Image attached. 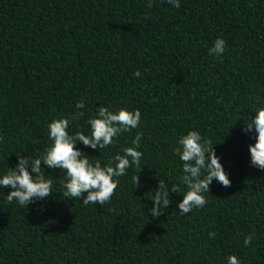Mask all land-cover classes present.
<instances>
[{"label":"trees","instance_id":"trees-1","mask_svg":"<svg viewBox=\"0 0 264 264\" xmlns=\"http://www.w3.org/2000/svg\"><path fill=\"white\" fill-rule=\"evenodd\" d=\"M147 3L0 0V169L20 152H43L47 122L81 99L84 116L71 131L86 130L99 104L140 110L145 166L143 188L135 191L131 174L121 178L103 206L65 200L59 170L44 173L53 179L44 211L9 204L10 189H0V264H225L229 255L264 264V171L250 167L252 141L240 131L241 118L264 106V0ZM218 37L226 41L219 58L209 55ZM192 129L218 143L230 186L214 180L208 204L185 216L170 193L173 203L153 218L148 191L178 183L172 149ZM135 134L101 154L78 147L106 162Z\"/></svg>","mask_w":264,"mask_h":264},{"label":"clouds","instance_id":"clouds-1","mask_svg":"<svg viewBox=\"0 0 264 264\" xmlns=\"http://www.w3.org/2000/svg\"><path fill=\"white\" fill-rule=\"evenodd\" d=\"M153 2L154 0H148L149 9ZM166 3L173 8L180 7V0H166ZM225 52L226 41L218 37L209 48V55L219 58ZM133 75L141 77L142 73L137 70ZM84 107L81 99L76 102L75 111L71 115L47 122L46 135L49 143L43 152L36 153L31 158L28 155L21 156L20 152L16 154L17 162L14 166L9 167L7 164L6 169H0V189L3 192L4 189H10L6 195L7 203H16L21 208L41 204L40 210L44 211L43 204L53 196L52 173L57 170L58 176H63L61 189L64 199H82L83 205L103 206L112 199L121 178L130 174L135 191L144 187L139 175L145 167L142 165L144 152L141 141L144 133L139 130L142 124L140 110L124 107L112 109L99 104L95 113L88 117L86 130L71 131V126L84 116L81 111ZM253 110L255 115L248 116L247 119L241 118L244 124L240 131L252 141L247 146L250 167L264 171V106ZM133 130H136V134L131 138L130 146L110 153L106 162L99 159L91 161L92 156L78 147L83 145L87 149L98 150L101 154L103 150L113 147L120 136ZM175 143L172 155L180 165L178 183L158 182L155 188L148 191L151 192L148 200L152 202L148 213L153 218L159 217L173 203L170 193L181 197L176 202L178 211L175 212L179 216H185L208 204L207 194L210 193V185L214 180L224 187L231 183L222 157L214 150V145L218 143L202 136L195 129L180 135ZM45 172L52 178H48ZM208 235L214 239L216 233L209 232ZM253 239L254 234L246 235L243 245L248 247ZM225 264H242V261L236 255H229Z\"/></svg>","mask_w":264,"mask_h":264}]
</instances>
